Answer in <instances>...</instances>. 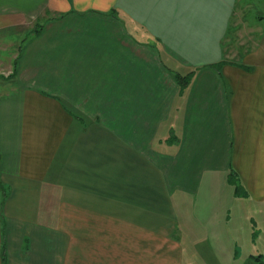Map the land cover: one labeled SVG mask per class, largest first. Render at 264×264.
<instances>
[{
    "label": "crops",
    "instance_id": "obj_1",
    "mask_svg": "<svg viewBox=\"0 0 264 264\" xmlns=\"http://www.w3.org/2000/svg\"><path fill=\"white\" fill-rule=\"evenodd\" d=\"M42 17L0 81V264L232 252L264 216V0H0V31Z\"/></svg>",
    "mask_w": 264,
    "mask_h": 264
},
{
    "label": "rangeland",
    "instance_id": "obj_2",
    "mask_svg": "<svg viewBox=\"0 0 264 264\" xmlns=\"http://www.w3.org/2000/svg\"><path fill=\"white\" fill-rule=\"evenodd\" d=\"M42 18H39L37 22H30L22 26L8 28L0 31V58L4 59L0 63V81L2 82L5 79L11 78L14 71V60H7L8 58H15L21 49V43L29 32L38 28L42 21ZM248 21H252L249 19ZM257 23L255 19L253 24ZM37 24V26L35 25ZM232 32V31H231ZM228 33L229 40H238L236 33ZM236 36V37H235ZM228 40V39H227ZM233 51V50H232ZM235 51V50H234ZM233 51V52H234ZM231 59H235L237 54L232 58V52L229 49ZM10 68L11 71L6 70ZM249 206V210H250ZM196 217V216H195ZM203 220L193 218V220H188L184 222L185 228H199ZM216 228L219 227V221L216 220ZM232 227V225H231ZM247 231L245 232L246 236H241L237 238L238 244L236 248L230 253L219 254V253H208L200 252L199 254H187L189 259H186L185 264H259L254 258L258 256L264 261V216H248ZM245 231L242 228V232ZM201 239V238H200ZM236 237H233L235 240Z\"/></svg>",
    "mask_w": 264,
    "mask_h": 264
},
{
    "label": "trees",
    "instance_id": "obj_3",
    "mask_svg": "<svg viewBox=\"0 0 264 264\" xmlns=\"http://www.w3.org/2000/svg\"><path fill=\"white\" fill-rule=\"evenodd\" d=\"M255 260H257L261 264H264V261L261 258H259L258 256L255 257Z\"/></svg>",
    "mask_w": 264,
    "mask_h": 264
}]
</instances>
